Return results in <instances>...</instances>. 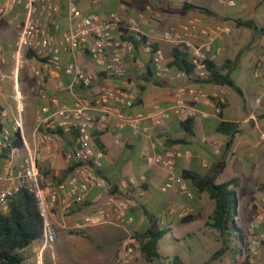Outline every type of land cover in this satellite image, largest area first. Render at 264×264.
Masks as SVG:
<instances>
[{"label": "crops", "instance_id": "obj_1", "mask_svg": "<svg viewBox=\"0 0 264 264\" xmlns=\"http://www.w3.org/2000/svg\"><path fill=\"white\" fill-rule=\"evenodd\" d=\"M5 1L0 0V5ZM58 2V28L53 29L55 38L70 27V3L73 2L84 13L107 15L116 11L125 22L136 18L140 30L149 35L155 45L164 48L168 60L172 57V43L163 39V33L167 29L179 28L191 20L197 21L201 26L228 25L231 31L213 43L214 51L220 48L214 62L218 65V70L229 72L242 92L239 93L230 85L216 83L209 78L200 79L195 75L158 78L151 55L146 52L143 43L136 39L135 49L126 56L124 65L138 92L134 105L124 108V111L139 119V130L130 124L118 126L116 116H110L106 122L98 125L94 133L98 134L105 153L102 173L108 185L104 188H92L84 203L74 205L69 211L64 210L60 204L51 207L50 219L56 227L57 239L45 250L43 264H69L65 254L69 245L78 247L79 264H118V252L126 237L129 234H142L150 228L156 231L167 229L165 236L168 235L172 243L180 239V235L185 237L193 232L200 237V231L207 227V221L213 212L214 201L208 192L198 191L195 179L186 178L184 173L189 172L199 179L206 178L222 160L225 161V167L217 174L215 183L225 182L221 175L229 166L242 169L246 164H251L254 169L260 167L259 175H254L257 191L247 194L243 201L249 203L246 208L252 211L251 218L260 211L264 197V186L259 182L261 170H264L261 165H264V0ZM184 2L208 8L211 13L199 9H183ZM24 17L23 5L17 4L0 20V46L3 53V61L0 63V134L4 129L12 132L16 120L20 118L21 133L25 139L22 147L26 153V147L33 148L39 135V113H51L57 105L55 100L72 104L76 97L85 96L88 92L81 86L59 89L57 84L60 81L68 82L69 76L64 70L54 69L45 59L29 56L30 51L26 49L22 51L20 58L14 56L18 30ZM238 20L250 21L251 25L240 24ZM61 60L63 66L70 61L77 62L96 73L93 91H98L103 82L119 81L116 78L110 79L101 72L90 55L83 50L73 51L61 47ZM20 62L22 66H19ZM172 67L173 72L181 70L174 65ZM21 80L30 85L31 96L28 98L21 92ZM183 87H193L204 93L198 97L191 93L184 95L187 106L195 111L191 116V132L185 123L188 115L172 109ZM162 111L167 113L166 116L161 115ZM226 122L233 123L236 128L234 142L230 147L226 144L228 135L220 130L222 123ZM144 128H148V131ZM76 137V132L59 131L51 146L41 148L40 170L55 183L66 180L69 175L66 170L75 163L73 151ZM95 142L97 144L96 138ZM167 150L183 152L176 159L175 173L184 179L192 196L183 193L178 183L163 191L161 186L167 180V171L161 166L147 163V154ZM230 151L238 164L227 160ZM238 151H241L242 158H238ZM4 163L5 160L0 163V173ZM240 177L241 172H238L232 178L237 181V201L238 187L242 183ZM130 178H134L135 182H131ZM5 184V181L2 182L0 187ZM110 194L130 202L134 222L126 227L104 222L86 224L85 217ZM188 214L193 215V218L184 221ZM39 242H34L26 249V264H38L34 247Z\"/></svg>", "mask_w": 264, "mask_h": 264}, {"label": "built area", "instance_id": "obj_2", "mask_svg": "<svg viewBox=\"0 0 264 264\" xmlns=\"http://www.w3.org/2000/svg\"><path fill=\"white\" fill-rule=\"evenodd\" d=\"M17 4L23 5L25 17L18 30L14 56L20 58L24 49L31 51L36 57L45 59L47 64L57 71L64 70L69 76L68 82L60 81L57 84L59 89L81 86L88 92L85 96L76 97L72 104L55 100L57 105L51 113H39L37 116L39 135L35 146L33 148L27 146L26 153L23 152V147H10L3 171L0 173V184L6 182L0 187V212L8 209L10 198L22 187L29 188L35 195L42 218L43 236L34 247V251L38 264H43L45 250L57 239L56 227L50 219L51 207L60 204L64 210L69 211L74 205H82L92 188H104L108 185L102 173L105 153L95 142L94 131L98 125L106 122L110 116H116L118 126L130 124L139 130V119L124 111V108L134 105L138 92L124 65L126 56L135 49V40H140L146 52L151 55L158 78H181L188 74L183 70L172 71L171 60H168L164 48L155 45L149 35L140 30L136 18H130L125 22L116 11L107 15L84 13L71 2L70 27L55 38L53 29L58 28L56 16L60 10L58 0H6L0 5V20ZM230 31L231 27L228 25L201 26L197 21L191 20L179 28L164 31L163 39L172 43V48L185 46L193 65L190 75L207 79L210 75L209 62L214 61L220 52V48L215 51L212 49L213 43ZM61 47L87 52L101 72L108 78H116L119 81L103 82L98 91H93L96 73L85 69L77 62L70 61L63 66ZM2 61L3 53L0 46V63ZM19 66H22L21 62ZM180 90L172 109L191 117L195 111L187 106L184 95L191 93L198 97L204 93L193 87H183ZM1 114L0 111V116ZM166 114L164 111L161 112L162 116ZM21 128L22 122L18 118L12 132L5 129L2 131L0 150L10 145L11 138L16 132L20 133L22 141L25 140ZM144 130L148 131V128ZM59 131L76 132L73 159L77 165L66 180L55 183L42 173L39 160L41 148L51 146ZM182 154L180 150L156 151L147 154L146 161L149 165H158L167 171V180L161 186L163 191L173 188L178 183L183 193L192 196L184 179L175 173L176 159ZM130 181L135 182V179L130 178ZM261 203L262 209L251 218L247 227L251 236L246 239L245 264H264V197ZM130 209L131 204L127 199L110 194L100 206L85 217V223L104 222L126 227L135 220ZM139 246L137 237L129 234L118 252V264H130Z\"/></svg>", "mask_w": 264, "mask_h": 264}, {"label": "trees", "instance_id": "obj_3", "mask_svg": "<svg viewBox=\"0 0 264 264\" xmlns=\"http://www.w3.org/2000/svg\"><path fill=\"white\" fill-rule=\"evenodd\" d=\"M183 9H199L207 13H211L208 8L199 7L193 3L184 2ZM240 24L251 25L250 21H240ZM136 41V40H135ZM136 44V42H135ZM29 56L34 55L31 51ZM171 65L185 71L188 75L193 70V65L190 60L188 49L185 46H174L172 48ZM210 75L209 79L221 84H227L235 88L239 93L242 92L240 87L231 78L229 72H221L218 70V65L211 61L209 62ZM193 119L187 117L188 131H192L191 123ZM0 124V132H1ZM220 130L228 135L227 147H230L234 142L236 128L233 123H222ZM97 144L102 148L99 142L98 134L94 133ZM23 146V141L19 132L14 133L11 138L10 145L0 150V163L9 155L10 147ZM103 149V148H102ZM77 163L70 165L66 170L71 173ZM225 161L219 162L212 174L206 178L199 179L189 172H185L186 178L195 179L198 191H206L214 201V209L207 221V224L218 230L221 234H228L233 237L236 245L239 246V252L246 244V234L244 228L248 227L251 220L252 211L246 208L243 212L242 227L236 223L237 214V193L235 190L236 179H231L222 183H215L217 174L223 171ZM193 215L188 214L184 221H189ZM167 233V229L154 230L148 229L142 234H138L137 239L140 242V251L149 261L161 260L168 261L170 264H183V260L179 255H174L172 258L159 248L160 239ZM43 236L42 218L40 209L35 198V195L27 187H22L15 195L10 198L8 209L0 212V264H26L25 251L34 242L41 241ZM223 248L217 251L210 260L204 264H212V260L218 254L223 252Z\"/></svg>", "mask_w": 264, "mask_h": 264}, {"label": "rangeland", "instance_id": "obj_4", "mask_svg": "<svg viewBox=\"0 0 264 264\" xmlns=\"http://www.w3.org/2000/svg\"><path fill=\"white\" fill-rule=\"evenodd\" d=\"M181 0H176V2H180ZM21 92L24 97L28 98L31 96L30 85L21 80ZM238 154V158H242L243 155L241 151L236 152ZM233 152L230 151L227 156V160L229 163H239L237 159H234ZM263 157V156H261ZM262 159V158H261ZM260 159V162L262 160ZM239 161V160H238ZM262 167L264 166L261 163ZM260 165V166H261ZM260 167H256L254 169L251 164H246L242 169L232 168L229 166L221 175V179L228 181L236 176V174L241 172L242 183L240 187H238V207L236 223L242 227L243 223V212L246 209L249 203L243 202L244 198L247 194L252 191H257L254 184V175H259ZM259 182L264 186V170H261ZM209 220V219H208ZM250 222V221H249ZM246 239L250 237V232L246 228H244ZM201 235L198 237L196 232L190 233L185 237L180 235L181 238L175 240V243H172L171 238L167 236H163V238L159 241V248L164 252V254L169 255L171 258L174 255H179L183 264H204L206 261L210 260L211 257L220 249H224L223 252L217 255L216 258L212 260V264H245L246 263V249L245 246L239 252V246L236 245V242L233 240V237H230L227 233L221 234L218 230L214 229L210 225L207 224V227H203V230L200 231ZM138 237V235H136ZM78 248V247H77ZM77 248L74 245H69L67 250L65 251L67 258L69 259V264H79L77 262ZM83 253H85L83 251ZM81 264V263H80ZM82 264H95V263H82ZM130 264H170L168 261L154 260L149 261L144 257V255L140 251V246L136 249V252L133 255V260Z\"/></svg>", "mask_w": 264, "mask_h": 264}]
</instances>
